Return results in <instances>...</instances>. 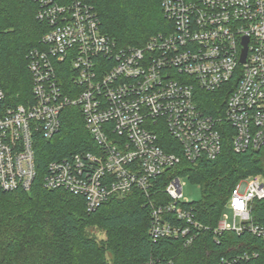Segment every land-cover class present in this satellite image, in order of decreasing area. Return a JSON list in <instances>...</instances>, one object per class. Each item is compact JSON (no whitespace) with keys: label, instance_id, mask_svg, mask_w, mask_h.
I'll return each mask as SVG.
<instances>
[{"label":"built area","instance_id":"2783aa9c","mask_svg":"<svg viewBox=\"0 0 264 264\" xmlns=\"http://www.w3.org/2000/svg\"><path fill=\"white\" fill-rule=\"evenodd\" d=\"M32 1L47 31L26 55L32 99L15 105L0 89V188L31 190L40 177L41 141L59 134L66 108L78 107L96 148L50 161L42 177L46 189L84 198L89 212L139 190L152 208L154 243L179 240L190 247L211 232L218 245L225 233L264 244V224L254 219L256 203L264 201V176L237 182L213 228L183 196L184 178L164 188L158 181L182 159L215 160L227 125L235 153L264 147V0H160L168 31L122 48L103 33L88 0ZM220 92L227 94L222 107L204 104L202 94ZM164 132L178 142L180 155L162 148L158 133ZM259 255H223L217 264H252ZM141 264L177 263L152 257Z\"/></svg>","mask_w":264,"mask_h":264},{"label":"trees","instance_id":"16d2710c","mask_svg":"<svg viewBox=\"0 0 264 264\" xmlns=\"http://www.w3.org/2000/svg\"><path fill=\"white\" fill-rule=\"evenodd\" d=\"M88 1L98 11L103 33L121 48L142 46L151 36L166 33L171 26L160 0ZM36 13L32 0H0V89L7 101L15 105L32 99L26 55L40 46L47 31L36 19ZM223 93L202 94L204 104H213L214 100L222 107L227 97ZM203 107L211 113L215 111ZM227 127L229 133H222V153L215 160L191 163L182 159L158 179L161 188L174 177L200 186L203 198L193 205L197 219L212 228L237 182L251 175L264 176V147L235 153L234 133ZM158 134L162 148L181 154L178 142L169 133ZM95 148L80 109L66 108L59 134L50 141H41L36 153L40 177L31 190L4 192L0 188V264H141L152 257L172 259L177 264H217L223 255L252 250L260 254L252 264H264L263 241L248 234L225 233L220 245L211 232H204L190 247H184L179 240L154 243L149 235L152 208L139 190L112 197L89 212L84 198L44 187L42 177L50 161L82 150L94 152ZM159 199L168 201L164 195ZM254 219L264 224V201L256 203ZM97 227L104 231V239H97Z\"/></svg>","mask_w":264,"mask_h":264},{"label":"rangeland","instance_id":"374dc122","mask_svg":"<svg viewBox=\"0 0 264 264\" xmlns=\"http://www.w3.org/2000/svg\"><path fill=\"white\" fill-rule=\"evenodd\" d=\"M183 196L188 199L190 202L194 203L197 201H201L203 198V193L197 184H194L190 182L188 179H183ZM229 214L230 219H232V214L230 212H227ZM95 234L98 240L104 239L105 234L104 231L100 228H96Z\"/></svg>","mask_w":264,"mask_h":264},{"label":"snow or ice","instance_id":"6c2138e0","mask_svg":"<svg viewBox=\"0 0 264 264\" xmlns=\"http://www.w3.org/2000/svg\"><path fill=\"white\" fill-rule=\"evenodd\" d=\"M237 203H240V202H237Z\"/></svg>","mask_w":264,"mask_h":264}]
</instances>
